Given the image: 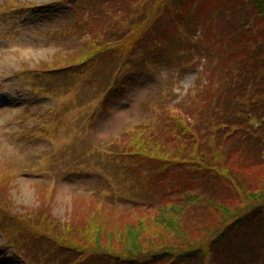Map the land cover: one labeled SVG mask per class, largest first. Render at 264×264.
<instances>
[{
  "label": "rangeland",
  "instance_id": "obj_1",
  "mask_svg": "<svg viewBox=\"0 0 264 264\" xmlns=\"http://www.w3.org/2000/svg\"><path fill=\"white\" fill-rule=\"evenodd\" d=\"M76 1L0 0V206L8 210L0 215V226L21 238L19 247L31 260L26 262L0 232V264H66L68 250L60 246L67 238L59 244L41 232L35 239L29 225L66 236L72 224L80 238L78 227L86 226L83 219L102 201L105 210L97 217L107 225L123 228L153 218L151 209L178 192L182 180L175 166L182 150L169 153L161 143L173 162L156 156L145 176L146 165L134 163L142 157L130 151L131 134L149 130L155 120L164 124L170 112L185 116L193 95L215 79L197 40L203 25L211 27L208 12H202L210 0H196L189 23H178L164 2L169 11L151 19L157 45L141 46L134 38L124 42L132 55L126 65L114 49L95 58L98 49L88 48L91 40L80 18L100 10L88 31L96 34L129 0ZM133 1L138 10L157 2ZM213 26L221 29L219 22ZM144 207L150 209L140 213ZM159 232L149 227L146 237ZM76 255L82 260L87 254Z\"/></svg>",
  "mask_w": 264,
  "mask_h": 264
},
{
  "label": "trees",
  "instance_id": "obj_2",
  "mask_svg": "<svg viewBox=\"0 0 264 264\" xmlns=\"http://www.w3.org/2000/svg\"><path fill=\"white\" fill-rule=\"evenodd\" d=\"M131 1L88 37V48L114 49L123 65L132 57L124 42L134 38L141 46L157 45L158 28L151 19L169 11L164 2L178 23H189L196 3L157 0L138 10ZM208 5L202 12H208L211 27L203 25L197 40L215 79L194 95L185 116L170 112L164 124L155 120L142 134L131 131L130 151L142 157L134 163L146 165L145 176L155 167L154 157L173 162L161 143L169 153L181 148L175 168L182 181L175 200L155 210L153 218L123 228L97 217L105 210L102 201L83 219L86 226L78 227L80 238L70 223L66 236L29 225L32 237L44 232L58 243L67 238L60 246L68 250L66 264H264V0H210ZM216 22L221 29L214 30ZM149 227L160 230L157 237H146ZM81 253L87 255L78 260Z\"/></svg>",
  "mask_w": 264,
  "mask_h": 264
}]
</instances>
